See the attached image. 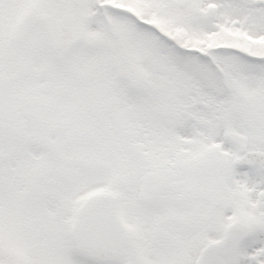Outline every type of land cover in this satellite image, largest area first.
<instances>
[{"label":"snow or ice","instance_id":"6c2138e0","mask_svg":"<svg viewBox=\"0 0 264 264\" xmlns=\"http://www.w3.org/2000/svg\"><path fill=\"white\" fill-rule=\"evenodd\" d=\"M0 264H264V0H0Z\"/></svg>","mask_w":264,"mask_h":264}]
</instances>
